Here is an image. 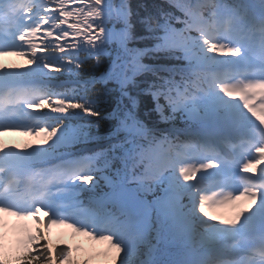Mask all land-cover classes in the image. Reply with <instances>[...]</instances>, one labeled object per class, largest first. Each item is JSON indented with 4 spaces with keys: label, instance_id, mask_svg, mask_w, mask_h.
Wrapping results in <instances>:
<instances>
[{
    "label": "trees",
    "instance_id": "trees-1",
    "mask_svg": "<svg viewBox=\"0 0 264 264\" xmlns=\"http://www.w3.org/2000/svg\"><path fill=\"white\" fill-rule=\"evenodd\" d=\"M181 1L185 3V0ZM114 3L125 12L126 20L129 24L130 38L127 42V58H137L146 64L151 62L165 63L166 60L163 55L161 53L155 54L152 46V34L157 25L161 10L166 7L165 2L160 0H114ZM130 47H133V51L129 49ZM89 72V68H86L84 71L85 74ZM159 76H162L160 72H155V74L143 73L133 80L131 86L128 85L123 88L126 89L131 96L126 104L128 106H133V108L125 112L131 113V110H133L132 112L137 115L139 120L154 129L156 135L159 133L157 131L165 122V117H167L166 111L162 109L163 101L158 97V90L161 88L162 84V80ZM153 100L159 104V112L155 111ZM112 102L113 98L111 97L103 98V101L100 102L102 103L100 110L101 114L109 111L108 108ZM110 124L114 126L117 125V123H113V121H109V125ZM106 129H108L107 124L103 126L100 124L99 128L96 129V133L104 136ZM109 130H112V128ZM156 234L157 232L152 234L148 240L153 241L154 239L152 238H154ZM27 263L43 264V262L36 257H32L31 261Z\"/></svg>",
    "mask_w": 264,
    "mask_h": 264
},
{
    "label": "bare ground",
    "instance_id": "bare-ground-1",
    "mask_svg": "<svg viewBox=\"0 0 264 264\" xmlns=\"http://www.w3.org/2000/svg\"><path fill=\"white\" fill-rule=\"evenodd\" d=\"M25 8H30V7H25ZM253 21V19H250L249 20V22H252ZM254 23H255V27L257 28L258 26H260V25H262L263 23H264V21H253ZM243 73L244 72H237V73H231V74H229L231 77H233V76H239V75H243ZM103 75H105V74H103ZM108 77V76H107ZM120 91H121V93L122 92H125V90L124 89H120ZM242 102H243V100H237L236 102H235V105L236 106H239V105H241L242 104ZM226 107L229 109V108H232V106L231 105H226ZM110 109H111V107H109L108 108V110L110 111ZM216 110V109H215ZM214 110V111H215ZM230 110H232L233 111V109H230ZM108 111V112H109ZM170 137H173V135H171ZM229 137H231V136H228L227 138H229ZM245 143H244V147L246 148V147H248V145H249V140L246 138L245 139V141H244ZM248 148H252V146H250V147H248ZM220 150V149H219ZM251 150V149H250ZM231 156L228 154V156H227V158H230ZM74 167H76L77 168V165L76 166H74ZM71 168L68 166V167H65V168H63V172H64V174L67 172V171H69ZM42 170V169H41ZM84 170H85V168L83 169V170H81V171H79V173H84ZM46 171V170H45ZM44 171V172H45ZM188 173H189V171L185 168V167H174V166H171L170 168H168L165 172H162V173H160V174H158L157 176H156V178L154 179V181L152 182V184H153V186H155L154 187V190H151L149 193H148V195H147V198H148V200L149 201H151V202H156V203H160V201L162 200V197H163V195H164V192H163V189H164V186L162 185V184H170V183H172V182H174V181H185L186 179H187V175H188ZM168 175H174V178H172V177H167ZM50 178V177H49ZM55 178H57V176H55ZM65 179H66V174H65V177H64ZM68 178V177H67ZM149 178L151 179L152 177H150V175H149ZM65 179H62L61 181H60V183H62ZM50 180H51V178H50ZM46 180H44L41 184H42V186H47V187H53V186H55V185H57V183H53L52 185H49L50 183H48V182H45ZM17 190V194H21L22 193V190H24L25 191V188L24 187H20V188H15L14 189V191H16ZM36 195V194H35ZM183 201L185 202L186 201V198H183ZM39 202V201H38ZM135 203V201L134 200H132L131 202H130V204L131 205H133ZM106 226H108V225H106ZM177 227H180V225H178ZM103 230H105L106 229V227L104 226L103 228H102ZM183 244H187L186 242L185 243H183ZM197 245V244H196ZM129 260H134V259H129ZM106 262V260L104 259L103 260V264ZM122 264H128V262H123Z\"/></svg>",
    "mask_w": 264,
    "mask_h": 264
},
{
    "label": "rangeland",
    "instance_id": "rangeland-1",
    "mask_svg": "<svg viewBox=\"0 0 264 264\" xmlns=\"http://www.w3.org/2000/svg\"><path fill=\"white\" fill-rule=\"evenodd\" d=\"M122 78H120V80H121ZM188 212L191 214V216H189V218L191 219V218H193L194 216H195V214H193L194 213V210H192V211H190V210H188ZM219 213V212H218ZM203 217V216H202ZM229 218H237L238 220H239V222H240V225L242 226V227H244V224H243V221H242V219L236 214V212H235V214H233V213H229V212H227V214H225L224 215V217H223V219H222V222H227V220L229 219ZM212 220H215V219H212ZM144 250H147V248L146 247H144ZM41 253V250L40 251H36V254L38 255V254H40ZM60 261L63 259V256H61L60 258H58ZM129 259H134V260H129ZM129 259H128V264H136V263H138L139 261H138V259H139V257H129ZM125 261H127V259H125L124 260V262ZM45 264H46V262H44ZM123 263V262H122ZM121 263V264H122ZM63 264V263H62ZM70 264H75L74 262H71ZM116 264H118V263H116Z\"/></svg>",
    "mask_w": 264,
    "mask_h": 264
}]
</instances>
